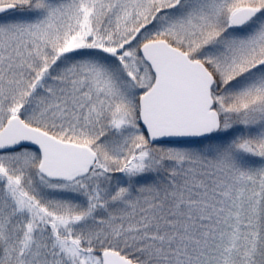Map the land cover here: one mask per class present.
<instances>
[{"label":"snow or ice","instance_id":"obj_1","mask_svg":"<svg viewBox=\"0 0 264 264\" xmlns=\"http://www.w3.org/2000/svg\"><path fill=\"white\" fill-rule=\"evenodd\" d=\"M0 264H264V0H0Z\"/></svg>","mask_w":264,"mask_h":264}]
</instances>
